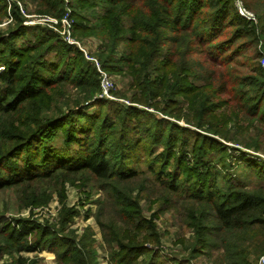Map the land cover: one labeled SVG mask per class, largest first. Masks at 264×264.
<instances>
[{"label":"trees","instance_id":"1","mask_svg":"<svg viewBox=\"0 0 264 264\" xmlns=\"http://www.w3.org/2000/svg\"><path fill=\"white\" fill-rule=\"evenodd\" d=\"M41 1L44 8L57 18L60 19L64 14L62 0ZM105 1L107 5L102 25L88 27L102 41L98 52L101 67L110 72L121 69L127 72L132 102H140L169 114L175 108L178 110L174 114L176 118H182L196 128L193 130L194 135L190 136L183 132L182 125L173 121L162 119L164 129L161 132L155 129L157 124L154 120L152 125L143 128L138 123L143 133L149 134L167 148L165 152L159 153L158 160L172 167L173 180L165 179L164 176L168 174L166 170L148 167V171L157 174L158 184L166 186L171 192L185 193L187 198L203 206L205 213L200 215L208 223L204 231L215 238L218 245L209 239L202 245L195 242L193 252H201L203 245L208 248L211 246L219 250L216 255L219 264H257L259 256L264 254V160H256L245 151L234 156L231 152L238 149L227 147L220 139L264 154V67L260 62L264 57L261 51L264 49V40L261 39L262 35L264 38V14L260 15V23L255 24L238 14L232 0ZM4 4L5 1L0 0V9ZM246 6L255 7L260 12L264 9V0H247ZM59 42L56 50L61 51L62 55L74 50L73 45L62 40ZM120 42L127 45V50H122L120 57L115 58ZM258 45L262 49L252 51ZM209 46L215 53L207 51L206 47ZM44 48L45 52H49L54 46L47 44ZM41 53L37 55L38 59ZM201 54V58L196 57ZM75 55L80 57L81 53L76 50ZM157 57L160 58L158 62L155 60ZM87 62L83 59L80 67H72L69 73L56 76L34 70L29 73L27 80L23 79L24 75L16 73L18 66L1 70L0 128L3 127L4 114L20 111L29 103L25 102L27 99L59 82L81 88L94 104H103L102 100L96 99L100 93L98 70L94 63ZM43 63L35 60L33 66ZM76 69L85 74L78 73ZM58 71V67L54 69V72ZM180 95H183L182 102H179ZM49 101L47 107L56 108L55 99ZM175 103L181 104L173 107ZM44 104L40 98V103L31 110L37 108L38 113H41L45 110ZM222 105L223 109L219 110ZM140 111L138 107L130 105L124 109L121 120L124 123L130 118L139 122L140 118L150 114L143 111L140 116ZM238 113L244 118L239 119ZM92 118L99 119L101 127L109 126L105 116L100 117L99 110ZM31 120L33 128L25 136L17 132V126L12 131L8 125L0 129V189L18 186L22 181L35 178L51 181L62 169L65 172L59 175V185L69 182L68 175L72 178L77 175V180L81 176L85 181L99 182L106 190H113L115 187L110 185L112 182L133 179L147 171L124 168L125 149L132 143L125 134L127 144L117 148L114 145L107 148L108 136H98L95 144L90 142L86 146L88 138L82 134H98L99 130L95 132V122L90 126L84 118L76 127L80 132L73 133V140L78 147L72 145L75 151L74 155H70L53 147L45 149L34 144L40 140L44 130L47 132V128L58 122V118L51 120L50 116ZM74 128L66 129V132L75 131ZM6 139L14 141L5 143ZM139 140L136 137L134 143ZM206 141L216 144L210 146H218L219 151L228 150V157H235L236 163L242 164L259 179V184L250 187L247 181L228 173L232 159L225 155L220 156L223 158L221 169L216 168L214 159L210 158L212 148ZM26 143L28 147H24ZM20 148L23 149L21 154L26 152L25 165L19 167L7 163ZM171 156H175L174 159ZM193 180L199 182L197 186L192 183ZM29 186L27 184L23 188L25 205L39 201L33 194L37 191ZM180 188L182 191H178ZM28 190H32V195ZM111 197L120 203L123 210L132 208L129 197L116 194ZM70 212L61 222L67 220ZM138 215L136 211L134 216ZM13 220V224L6 218L0 221V244L3 243L0 245V257L6 253L4 251L15 253L48 247L64 264H98L95 251L86 252L74 246L70 239L59 238L56 232L29 219ZM190 225L195 232L201 230L200 221ZM29 233L32 245L28 244ZM120 240L117 238L115 242L119 245ZM150 252V249L138 246L126 252L114 249L103 264H125V257L129 255L137 260L141 254ZM176 260L173 262L178 263ZM141 262L150 264L149 258ZM31 263L25 257H15V264Z\"/></svg>","mask_w":264,"mask_h":264},{"label":"rangeland","instance_id":"2","mask_svg":"<svg viewBox=\"0 0 264 264\" xmlns=\"http://www.w3.org/2000/svg\"><path fill=\"white\" fill-rule=\"evenodd\" d=\"M4 1L5 4L0 9V71L10 66H13V68L18 66L16 67L18 69L16 73L24 75V80L28 79L29 73H33L34 70L45 75L49 72L51 76H56L65 72L69 73L72 67H80L83 59H85L88 61L87 63H94L98 73L104 71L111 85L107 90V95L103 92L97 95L96 99L103 102L100 105L89 100L85 91L81 88L59 82L44 89L43 92L41 90L39 95L27 99L25 102L29 103H26L20 111L4 114L3 127L8 125L10 131H12L14 130L13 127L17 126V132L25 136L33 128L31 118L50 116L51 120L58 118V122L53 127L47 128V132L44 130L40 140H36L34 144L36 147H40V145L42 148L44 146L45 149L53 147L64 154L69 152L70 155H74L75 148H71V146L78 147L73 140V133L79 131L76 127L80 125L84 118H86V123L91 126L96 119L92 116L97 114L99 110L100 117L105 116L109 126L101 127L99 119H96L94 131L96 132L98 129V134L91 132L82 134L84 138H88L86 146L90 142L95 144V139H98V136H108L107 148L111 145L117 148L127 144L125 134L131 139L132 143L126 148L129 150L125 149L126 152L123 156L125 160L123 163L124 168L147 171L139 173L133 179L112 182L110 185L115 187L113 190H106L99 182L85 181L81 176L77 180V175L72 178L68 174L70 183L66 182L59 185V175L65 172L62 169L59 171V175H56L51 181L46 179L39 181L35 178L31 181H22L18 186H5L0 189V221H2V218H6L8 222L13 224L15 218H26L29 221L36 222L41 227L56 232L59 238L66 237L70 239L74 246L86 252L95 251L98 264H103L106 261L111 250L126 252L136 246L146 247L151 252L141 254L137 260L129 255L125 257V264H144L141 260H146V258H149L150 264H219V260L216 258L219 250L216 247L210 246L208 248L203 245L201 246V252H193L195 242L202 245L209 239L216 246L218 245L217 240L208 236L204 231L208 223L200 215L205 213L203 206L201 207L187 198L185 193L171 192L166 186L158 184L157 174L148 171V167L166 170L168 174L164 176L165 179H172L174 171L172 167L158 160L159 153L161 151L165 152L167 148L164 146L165 144L157 142L149 134L143 133L138 123H141L143 125L141 128H143L152 125L154 120L157 124L155 129L161 132L164 129L162 119L173 121L182 125L184 127L183 132L190 136L194 135L193 130L196 128L192 124L186 123L182 118H176L174 114L177 109L175 108L169 114L140 102H132L131 91L128 92L129 77L127 72L124 69L110 72L101 67L98 52L102 41L94 36L88 30V27L102 25V17L107 2L105 0H62L64 14L59 19L51 11L44 8L41 0ZM241 1L249 13L252 14L253 20L251 21L255 24L260 23V15L264 14V9L258 12L255 7L246 6L247 0ZM261 39L264 40L263 35ZM59 40L73 45L74 50L67 55H62L61 51L56 50V47L60 45ZM47 44L54 46L49 52H45L44 47ZM75 48L81 53L80 57L75 55ZM126 48L127 45L120 42L117 47L118 54L115 58L120 57V52L127 50ZM206 48L208 52L215 53L211 46ZM257 49L261 50V45L254 46L252 51ZM261 51L264 55V49ZM39 53L41 54L38 59L37 55ZM202 55L196 57L201 58ZM157 59H155L157 62L160 61L159 57ZM35 60L40 63L47 62V65L43 63V65L35 67L33 66ZM57 67L60 72H54ZM76 70L78 73L85 74V72H80L79 69ZM100 89L102 91L101 86ZM40 98L41 103L42 99L43 104L45 103V110L38 113L37 108L31 109L38 102L40 103ZM49 99H55L56 108L47 107L48 102H50ZM182 101L183 95H180L179 102ZM180 104L175 103L173 107H178ZM130 105L141 109L138 113L140 116L143 111L150 114L140 118L139 122L127 118L124 120V124L121 118L124 109ZM223 107L222 105L218 109L221 110ZM136 114L137 112L134 111V115ZM25 115L30 119H25ZM238 118L243 119L244 117L241 113H238ZM244 125L245 122L242 126ZM71 127H75V131L67 133L66 129ZM136 137H139L140 140L134 143ZM0 139L2 140V138ZM220 140L227 147L234 146L238 149L231 152L234 156L240 155L241 151H245L254 156L253 158L256 160H264V154L260 151H253L232 141ZM12 141L14 140L6 139L5 143H11ZM206 142L209 146L216 145L213 142ZM28 145L26 143L24 147H28ZM22 152L23 149L20 148L16 156L11 157L7 163L19 167L25 165L26 152L21 154ZM228 152V150L219 151L218 146L212 148L210 158L214 159L216 168L221 169L223 158L220 156L225 155L228 157ZM188 155L190 157V154ZM174 157L171 156V159H174ZM228 158L232 159L228 173L247 181L250 187L259 184V179L253 176L252 172L244 168L242 164L236 163L235 157ZM227 160L226 158L225 161ZM183 175L184 172L181 176ZM192 183L197 186L199 182L193 180ZM27 184H30V189L33 187L37 191L33 193L32 190H28L31 195L32 193L36 195V198L39 199L38 203L24 204L22 198L25 191L23 188ZM178 191H182L181 188ZM115 194L120 197L122 195L129 197L132 208L123 210L120 203L111 197ZM69 210L71 212L67 220L64 223L61 222L62 219H65ZM136 211L139 213L138 216H134ZM198 221H200L201 230L195 232L190 224H196ZM117 238L121 239L119 245L115 242ZM27 240L28 244L32 245L31 233L28 234ZM4 252L6 253H2L0 264H15V257H25L29 263L32 262L31 264H64L58 261L57 256L55 257L56 254L48 247L42 250ZM30 252L33 253L30 254ZM174 259H177L178 263L173 262Z\"/></svg>","mask_w":264,"mask_h":264},{"label":"built area","instance_id":"3","mask_svg":"<svg viewBox=\"0 0 264 264\" xmlns=\"http://www.w3.org/2000/svg\"><path fill=\"white\" fill-rule=\"evenodd\" d=\"M234 1V5L236 8V11L238 12V14L243 17L244 19L247 20H253L252 14L249 13V11L245 8V6L243 5L241 0H233ZM95 60V59H94ZM261 64L264 67V57L261 59ZM99 77H100V86L102 87V91L100 89V93L101 94L103 92V94L107 95V90L109 89V86L111 85L109 78L107 76V74L104 71H99ZM257 264H264V255H261L257 261Z\"/></svg>","mask_w":264,"mask_h":264},{"label":"crops","instance_id":"4","mask_svg":"<svg viewBox=\"0 0 264 264\" xmlns=\"http://www.w3.org/2000/svg\"><path fill=\"white\" fill-rule=\"evenodd\" d=\"M33 253V252H30V254Z\"/></svg>","mask_w":264,"mask_h":264}]
</instances>
